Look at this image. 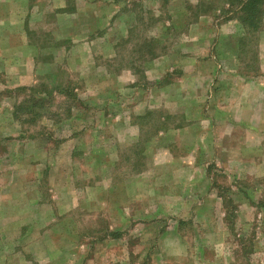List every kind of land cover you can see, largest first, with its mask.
I'll return each instance as SVG.
<instances>
[{
    "label": "rangeland",
    "instance_id": "obj_1",
    "mask_svg": "<svg viewBox=\"0 0 264 264\" xmlns=\"http://www.w3.org/2000/svg\"><path fill=\"white\" fill-rule=\"evenodd\" d=\"M242 1L0 6L37 76L2 91L0 264H264V5L249 26Z\"/></svg>",
    "mask_w": 264,
    "mask_h": 264
},
{
    "label": "crops",
    "instance_id": "obj_2",
    "mask_svg": "<svg viewBox=\"0 0 264 264\" xmlns=\"http://www.w3.org/2000/svg\"><path fill=\"white\" fill-rule=\"evenodd\" d=\"M6 2L7 3L0 2V6L7 5L9 3V0H7ZM7 17L8 16L0 17V22L2 23L0 24V32L4 28V22ZM21 30L23 31V33L22 35H20L21 43L19 45V48L22 52V58L19 59V63H17V65H14V62L12 64L10 59H8V50L10 48L8 39H1L0 41V104L5 103L2 104V107H7L6 113H8L10 116V118L8 116V120L12 119L14 116L13 109L15 104H17L18 98L7 93H2V91L17 88H24L28 90L35 87V84L37 82L35 55L32 54V52L31 54L28 53L31 50V44L26 41V39L28 40V38L25 29V19H23ZM54 61L55 63H59L63 62L64 60L58 56H55Z\"/></svg>",
    "mask_w": 264,
    "mask_h": 264
},
{
    "label": "trees",
    "instance_id": "obj_3",
    "mask_svg": "<svg viewBox=\"0 0 264 264\" xmlns=\"http://www.w3.org/2000/svg\"><path fill=\"white\" fill-rule=\"evenodd\" d=\"M262 1L263 0H244V1H242L241 10H242V12L247 13V16H245L241 19L243 24H248L249 26H254L255 19L257 17V11H259V9H261V6H259V5H261V4L264 5V2H262ZM257 205H259L260 207H263L264 202L259 200L257 202ZM248 248L252 249V246H249ZM249 252H250V250H248V253Z\"/></svg>",
    "mask_w": 264,
    "mask_h": 264
}]
</instances>
